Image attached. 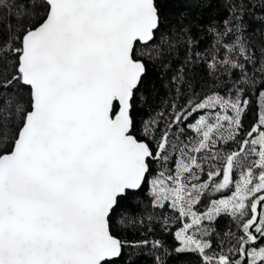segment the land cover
Instances as JSON below:
<instances>
[{"label": "snow or ice", "instance_id": "snow-or-ice-1", "mask_svg": "<svg viewBox=\"0 0 264 264\" xmlns=\"http://www.w3.org/2000/svg\"><path fill=\"white\" fill-rule=\"evenodd\" d=\"M145 254L264 264V0H0V264Z\"/></svg>", "mask_w": 264, "mask_h": 264}, {"label": "trees", "instance_id": "trees-1", "mask_svg": "<svg viewBox=\"0 0 264 264\" xmlns=\"http://www.w3.org/2000/svg\"><path fill=\"white\" fill-rule=\"evenodd\" d=\"M213 7L216 9L222 10L223 4L214 3ZM212 15H215V12H213ZM206 16H207V13H206ZM249 23H251V21ZM252 26L255 27V25H252ZM150 74L154 75V73H151V69H150ZM163 91L164 89H161V93H163ZM120 235L123 236L124 234L120 233ZM127 238L131 239L132 237L128 236ZM120 264H123V260L120 262ZM134 264H152L151 257L148 254L138 256L134 260ZM168 264H190V257L173 255L172 257L169 258Z\"/></svg>", "mask_w": 264, "mask_h": 264}]
</instances>
